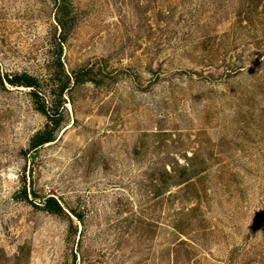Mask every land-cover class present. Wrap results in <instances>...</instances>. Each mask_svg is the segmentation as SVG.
<instances>
[{"label":"rangeland","instance_id":"1","mask_svg":"<svg viewBox=\"0 0 264 264\" xmlns=\"http://www.w3.org/2000/svg\"><path fill=\"white\" fill-rule=\"evenodd\" d=\"M71 1L61 47L51 0H0L1 71L48 79L61 60L66 74L90 66L100 79L73 92L57 141L32 157L47 120L29 90L0 87V264H264V114L230 119L220 96L242 91L254 67L227 87L202 78L255 54L248 31L237 50L217 47L250 17L264 29V0H187L204 3L189 11L185 0ZM208 23L180 41L184 25ZM242 105L263 109L264 90ZM188 162L206 173L198 196L150 177ZM25 185L67 215L20 200Z\"/></svg>","mask_w":264,"mask_h":264},{"label":"trees","instance_id":"2","mask_svg":"<svg viewBox=\"0 0 264 264\" xmlns=\"http://www.w3.org/2000/svg\"><path fill=\"white\" fill-rule=\"evenodd\" d=\"M214 1L215 0H212L213 3ZM51 2L53 3L55 12V32H60L58 41L59 46L61 45L62 47L67 43L76 24L74 7L71 0H51ZM184 2L183 7L186 11H189V9L199 10V7L204 6V3H197L193 5L192 1L185 0ZM222 13H224V11ZM252 22L253 19L250 17V19L246 21V24L249 27H244L242 22H239L240 25L238 26L233 25L229 33L222 36L217 48L222 51L221 45L223 43L225 48L223 50L230 53L233 49L237 50V44L241 42L243 43L246 38H250V35L248 34L254 33L255 38H253V41L255 42V46L252 50L255 54L250 56L247 51H241V53H238L234 63L231 61L227 66L225 75L226 78L218 79L216 81H214L215 79L212 77L202 78L206 79V82L210 83L214 87L218 85H225L227 87L229 86L228 82L232 78H237L242 73L247 71V64L250 63L249 66L252 68L254 67V69H250L248 71V74L250 75L248 78L250 80V84L243 86L242 91H235L237 94L234 96L229 97L225 94L220 96L224 97V100L231 101V107L229 110L230 119L234 116H241L243 119L255 120L256 122L257 118L260 117L259 112H261V116L264 114V107L263 109L261 108L258 111L253 112L255 109L253 108L250 110V105H242L243 101L249 97H255L257 91L264 90V40H262L264 39V29H258V27L253 25ZM211 23H208L203 27H199V25H184L183 28H186V31L181 29L180 34L182 37L180 41H188L196 35L195 33L204 32L208 29L210 30L213 27ZM213 23H219V20L216 19ZM244 31H248V34L244 33ZM261 34H263V38H259V35ZM215 40L219 41L216 36ZM96 74L95 69L90 66L80 68L66 74L65 65L61 60L59 62V69H57V71L53 70L48 79L32 76L28 73L10 74L8 72L1 71L0 69V87L22 88L29 90L36 111L47 120L45 127L31 138L29 149L24 151L26 155L30 157L37 155L39 151L44 149L46 146H50L57 141L58 133L65 123L67 104L68 101L71 100V95L77 89L87 84L100 86V79L95 77ZM158 75L161 76V73ZM151 84L152 83H150V85ZM251 103L254 102L251 100ZM238 104V109H241L239 113H237V109H235ZM192 157V161H195V156L193 155ZM187 167L188 168H185V170L171 169L170 172L167 170L166 173L153 172L150 174V177L154 183H161L162 185H191L188 187V190H192L195 195L191 196L195 197L198 196V190L192 185H203L205 183L206 178H204V176L206 173L204 171L196 170V165L189 162L187 163ZM19 195L20 200L41 208V210L47 214L59 217L67 215L63 204L54 196L39 197L35 191H30L29 193V189L26 185ZM31 195L34 196L35 199H30ZM36 200L39 201L37 202ZM70 212L72 217L76 218L79 222H83L81 214L77 213L75 210ZM262 212L264 214V209Z\"/></svg>","mask_w":264,"mask_h":264}]
</instances>
